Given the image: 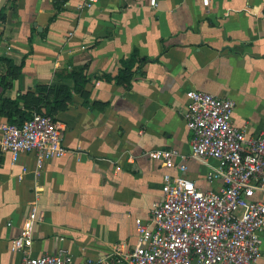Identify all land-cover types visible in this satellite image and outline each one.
I'll list each match as a JSON object with an SVG mask.
<instances>
[{"label": "crops", "instance_id": "obj_1", "mask_svg": "<svg viewBox=\"0 0 264 264\" xmlns=\"http://www.w3.org/2000/svg\"><path fill=\"white\" fill-rule=\"evenodd\" d=\"M80 1L7 0L0 11V59L14 68L24 62L11 78L15 70L0 60V82H9L0 84V106L27 96L48 114L50 91L70 90L66 109L50 115L63 128L64 157L37 172L34 154L13 164L0 153V264L24 257L11 240L34 204L42 219L33 228L32 256L65 249L80 263L113 246L132 249L135 220L149 223L162 176L178 174L148 152L177 150L197 189L218 191L221 182L207 179L217 161L190 154L189 90L232 100L233 125L248 136L264 134V0H209L206 8L201 0H156V7L149 0H96L82 10ZM134 48L157 61L137 70L129 88L104 81ZM79 68L87 83L77 93L69 75ZM19 108L28 111L21 102Z\"/></svg>", "mask_w": 264, "mask_h": 264}, {"label": "built area", "instance_id": "obj_2", "mask_svg": "<svg viewBox=\"0 0 264 264\" xmlns=\"http://www.w3.org/2000/svg\"><path fill=\"white\" fill-rule=\"evenodd\" d=\"M208 7L209 0H201ZM96 0H81L77 8H91ZM156 7V0H149ZM185 124L192 133V157L217 161L207 179L221 182L218 191L197 189L185 173V158L177 150L147 153L155 162L178 174L162 176L161 198L152 204L150 220H135L132 249L113 246L96 260L76 262L65 249L32 256L34 225L41 221L37 206L11 240L20 264H258L264 235V134L248 136L232 123L235 103L212 94L189 90ZM63 128L53 117L34 113L20 126L0 121V153L16 163L32 153L37 172L45 161L64 157ZM177 159L179 161H177Z\"/></svg>", "mask_w": 264, "mask_h": 264}, {"label": "trees", "instance_id": "obj_3", "mask_svg": "<svg viewBox=\"0 0 264 264\" xmlns=\"http://www.w3.org/2000/svg\"><path fill=\"white\" fill-rule=\"evenodd\" d=\"M1 15V13H0ZM6 67L8 66L9 70L14 69L15 73L11 76V73L7 72V76H11V78L16 77L17 73L21 71L24 62L17 67L14 68L13 66H10L9 61L6 62L5 59H0ZM155 60H150L146 57H141L139 55L138 49L134 48L132 50V54L130 56V59L128 61L121 59L119 61V68L117 71V74L114 77L104 75L103 79L106 82H113L117 86H121L124 88H129L131 86L134 74L137 70L141 69L146 63H151ZM138 64V67L135 71L133 69ZM84 68L74 69L70 73V78H72L74 82V91L77 93H80L83 91V89L86 86L87 79L83 75ZM8 83H1L4 88L8 87ZM70 90H67L66 92L62 93L60 91L57 93V91H50V94H52L54 97H51L45 102V106H47V113L49 114H42L47 116H52V113H55L57 111H63L66 109V100L70 98ZM52 99V100H51ZM87 100V98H85ZM28 109L26 113H23L19 108V103ZM33 103V107L30 105V103L27 102V96H19L14 100L11 99H3L2 104L0 106V117L5 119V122L20 126L24 121L30 119L34 113H39L40 110H38V107L35 106L37 103ZM40 114V113H39Z\"/></svg>", "mask_w": 264, "mask_h": 264}, {"label": "water", "instance_id": "obj_4", "mask_svg": "<svg viewBox=\"0 0 264 264\" xmlns=\"http://www.w3.org/2000/svg\"><path fill=\"white\" fill-rule=\"evenodd\" d=\"M7 0H0V11L2 9V7L4 6V4L6 3Z\"/></svg>", "mask_w": 264, "mask_h": 264}, {"label": "rangeland", "instance_id": "obj_5", "mask_svg": "<svg viewBox=\"0 0 264 264\" xmlns=\"http://www.w3.org/2000/svg\"><path fill=\"white\" fill-rule=\"evenodd\" d=\"M190 154H192V149H191V152H190Z\"/></svg>", "mask_w": 264, "mask_h": 264}]
</instances>
